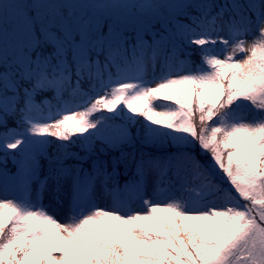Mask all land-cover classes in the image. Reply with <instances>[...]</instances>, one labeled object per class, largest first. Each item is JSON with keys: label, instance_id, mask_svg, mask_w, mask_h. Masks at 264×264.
<instances>
[{"label": "trees", "instance_id": "16d2710c", "mask_svg": "<svg viewBox=\"0 0 264 264\" xmlns=\"http://www.w3.org/2000/svg\"><path fill=\"white\" fill-rule=\"evenodd\" d=\"M168 1L50 0L51 27L0 47V188L21 174L30 115L84 102L79 120L60 128L49 170L77 179L101 173L130 188L141 163L168 164L151 185L171 200L128 220L93 217L50 261L46 236L31 242L32 224L0 203V264H264V101L251 96L264 85V0H196L176 14ZM89 9L144 20L148 30L108 41L114 23L77 25L93 20ZM220 21L252 41L244 70L211 55L205 34ZM146 67V81H130ZM167 69L183 75L169 79Z\"/></svg>", "mask_w": 264, "mask_h": 264}, {"label": "rangeland", "instance_id": "374dc122", "mask_svg": "<svg viewBox=\"0 0 264 264\" xmlns=\"http://www.w3.org/2000/svg\"><path fill=\"white\" fill-rule=\"evenodd\" d=\"M70 1L78 5L82 0ZM48 2L49 0H0V47L6 48L13 43L14 39L24 34V37L35 38V30L45 26L51 27V21L46 15L49 12ZM91 14L94 18L90 21L93 29L102 19H104L103 23L107 20L109 23H114L116 27L118 26L110 33L116 37L143 34L148 30V25L144 20H131V18H123L116 14L117 17L103 15L94 10H91ZM87 19V17L77 19V25ZM208 19H212V16ZM225 24L227 23L219 22V25L213 28V32L208 34L212 38L223 40L220 49L213 50V53L220 59L230 56L233 61L239 63L242 69H245L252 41L243 30L237 27L229 30ZM78 51L81 57L85 56V46H80ZM253 96L257 100L264 101V85L262 94ZM77 116L78 113L75 112L61 116L51 114L42 117L39 123L44 124V133L34 131L24 146L27 147L26 151L29 155L24 160L26 171L23 172L25 177L21 180V191L14 196L8 188H0V203L7 202L14 205L17 208L18 218H32L35 225L41 226L48 238V260L62 257L63 246L68 234L90 217L96 215L107 218H113V215L133 217L144 212L149 205L169 203L167 196L158 194L157 189L149 186L160 171V169H153L149 163L143 166L146 170L144 177L148 186L142 185L140 192L133 194L127 190L123 193L102 190L99 176H95L91 181V178L87 179L83 186L74 187L68 175L59 180L47 173L45 169L48 165L47 159L51 158L54 152L61 147L57 139L61 123L67 119H75ZM38 119L35 117L32 121L37 123ZM164 169L166 170L167 167ZM7 184L10 186V180H7ZM222 221L229 228H236L238 225L230 215H224ZM211 236L218 241L226 239L225 235L218 230H214ZM33 237L34 240L37 239V235ZM240 260L238 259L236 264H244L245 259L243 258L241 262ZM249 264H254V262L250 261Z\"/></svg>", "mask_w": 264, "mask_h": 264}, {"label": "water", "instance_id": "95a60500", "mask_svg": "<svg viewBox=\"0 0 264 264\" xmlns=\"http://www.w3.org/2000/svg\"><path fill=\"white\" fill-rule=\"evenodd\" d=\"M192 0H172L167 4L166 8L170 12H176L186 8Z\"/></svg>", "mask_w": 264, "mask_h": 264}]
</instances>
